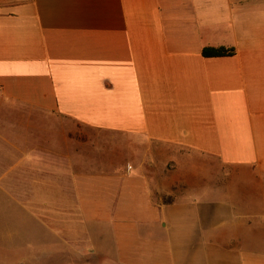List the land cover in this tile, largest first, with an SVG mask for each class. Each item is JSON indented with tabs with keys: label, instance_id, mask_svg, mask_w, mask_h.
Masks as SVG:
<instances>
[{
	"label": "crops",
	"instance_id": "0c3cea01",
	"mask_svg": "<svg viewBox=\"0 0 264 264\" xmlns=\"http://www.w3.org/2000/svg\"><path fill=\"white\" fill-rule=\"evenodd\" d=\"M0 264H264V0H0Z\"/></svg>",
	"mask_w": 264,
	"mask_h": 264
},
{
	"label": "trees",
	"instance_id": "16d2710c",
	"mask_svg": "<svg viewBox=\"0 0 264 264\" xmlns=\"http://www.w3.org/2000/svg\"><path fill=\"white\" fill-rule=\"evenodd\" d=\"M235 47L228 46H205L202 50L205 56H221L235 54Z\"/></svg>",
	"mask_w": 264,
	"mask_h": 264
},
{
	"label": "rangeland",
	"instance_id": "374dc122",
	"mask_svg": "<svg viewBox=\"0 0 264 264\" xmlns=\"http://www.w3.org/2000/svg\"><path fill=\"white\" fill-rule=\"evenodd\" d=\"M95 142H97L96 144H94V148L95 151L98 152L95 154V156L97 157H105V155H103V153L108 152L110 149L117 147L118 145L115 144L114 142H109L108 144H106V146H104V144L102 145V139L100 137L95 139ZM108 149V150H107Z\"/></svg>",
	"mask_w": 264,
	"mask_h": 264
}]
</instances>
